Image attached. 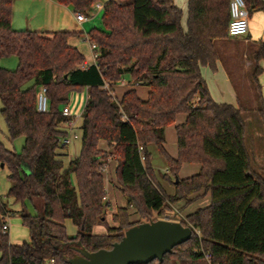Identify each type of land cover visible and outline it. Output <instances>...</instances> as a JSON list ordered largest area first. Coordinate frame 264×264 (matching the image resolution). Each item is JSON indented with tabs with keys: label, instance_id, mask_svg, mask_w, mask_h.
<instances>
[{
	"label": "trees",
	"instance_id": "obj_1",
	"mask_svg": "<svg viewBox=\"0 0 264 264\" xmlns=\"http://www.w3.org/2000/svg\"><path fill=\"white\" fill-rule=\"evenodd\" d=\"M13 1L0 0V58L17 57L14 69L0 67V113L8 139L22 136L24 142L16 152L0 139V164L8 170L6 196L22 206L18 212L30 242L11 243L1 217L0 264H69L76 241L88 251L109 249L127 228L138 224L128 221L129 207L159 219L174 210L176 202H191V196L205 192L209 204L178 219L191 228L190 238L172 247L161 261L145 264H264V175L253 168L245 145L244 108L214 101L200 70H216L213 40L228 36L229 0H188L186 31L173 0H108L102 27L86 33L97 52L87 66L83 54L68 43L70 36L82 32L14 29ZM55 1L89 14L98 0ZM244 2L248 15L264 11L263 0ZM253 60L252 80L258 91L262 69L257 61H264V37ZM124 75L132 83L117 98L108 90L113 92ZM135 84L148 87L145 99L137 95ZM40 86L46 88L45 112L36 107ZM82 89L86 98L81 148L64 169L57 149L66 146L61 144L68 135L63 127L72 116L63 115L62 107L70 92ZM257 98L255 111L264 131V102ZM178 113L186 117L175 124L177 155L172 157L165 149L164 129ZM99 140L113 150L100 149ZM150 145L166 160L164 177L173 179L171 195L155 178ZM112 157L127 202L112 214L117 226L105 220L103 170ZM183 163H196L199 169L178 178ZM35 196L43 206L41 213L32 214L23 207ZM6 210L0 201V216ZM66 218L78 227L74 235L66 232ZM97 224L106 232L93 233Z\"/></svg>",
	"mask_w": 264,
	"mask_h": 264
},
{
	"label": "rangeland",
	"instance_id": "obj_2",
	"mask_svg": "<svg viewBox=\"0 0 264 264\" xmlns=\"http://www.w3.org/2000/svg\"><path fill=\"white\" fill-rule=\"evenodd\" d=\"M108 0H98L96 2V6L92 8V10L88 14V18L81 24V25H71L69 27L70 30L67 31H80L82 32L81 38L78 36H70L68 38V43L72 46H75L84 56V59L93 60V50L91 48V43L88 39H85V34L93 27H102L101 22V15H102V8L98 7V5H105ZM119 1V0H117ZM264 1V0H263ZM12 27L14 29H27V30H36L39 32H52L47 31L48 24L51 21H54L56 18V12L53 11L47 4V0H14L12 4ZM264 13V11H263ZM70 15V14H69ZM68 15V16H69ZM62 18L59 15V20ZM70 26V25H69ZM74 26V28H73ZM51 30V29H50ZM64 30V29H59ZM48 35V34H46ZM245 52V51H244ZM249 60H251L249 58ZM17 64V57L16 56H8L0 58V67L7 68V69H14ZM229 68L232 71V77L235 79H240L241 81L245 80L246 84H249L252 87L253 91L245 93L247 97H243L240 95L238 98L239 104L244 108L243 118L246 123V131H245V145L248 151L251 153L252 145L255 142L264 141V132L263 128L260 124L256 126L258 123L257 112H255V107L258 105L259 100L257 98L256 87L252 80V72L253 67L249 66V68L241 66L239 64L229 65ZM264 76V72H263ZM263 85V81H260ZM130 77L128 75H124L119 82H117L113 86V90L115 96L119 98L121 94L130 86ZM31 84V81L24 84L23 87L28 86ZM134 87L136 88L137 93L140 95L144 86L141 84H135ZM255 91V92H254ZM264 91V85H263ZM86 91L85 89L72 91L67 95V104L71 111L72 119H74V126L72 131L69 133L70 142L65 147H60L57 149V158L60 159L63 163L64 169H66L69 165L70 160L77 157L80 152L81 148V112L85 103ZM147 97L145 95L143 98ZM0 109H1V102H0ZM183 113H179L176 116L175 122L169 124L165 129L167 133L165 134V149L167 153L172 156L176 157L177 155V147L175 142V130L174 124L176 121L181 118ZM75 117V118H74ZM168 129H171V137L168 135ZM63 130L68 131L69 129L67 126L63 127ZM76 134V136H74ZM0 139L5 144V146L11 150L19 152L24 142V138L22 136L17 137L13 141H10L7 137V130L4 119L0 113ZM98 147L100 149L106 150L111 152L113 150V146H109L108 143L104 140H99ZM149 151L151 154L150 157V164L153 168L155 178L165 191L166 194L171 195L174 193V185L171 182L173 180H168L164 177L166 173V160L165 158L160 155L158 150L155 146L150 145ZM173 152V153H172ZM262 155H264L262 153ZM252 160H253V167L256 166V157L255 152L251 153ZM259 166L262 170L258 173L264 175V161L261 159ZM196 165V164H195ZM115 159L110 158L108 161L107 170L103 173V181H104V189H105V199L108 202L106 208V216L105 220L108 225H112V214L116 211L118 207L126 206L127 202L124 195L120 192L118 188V182L116 179L115 174ZM191 166L190 163H183L181 168L177 174L178 178H185L186 176L191 175L192 173H186V169ZM106 167V166H105ZM104 167V168H105ZM198 171V170H197ZM196 171V172H197ZM8 170L6 167L0 166V201L5 203L6 211L3 215L0 216L4 219L7 218L8 223V238L11 243H23V242H30V235L29 230L27 227L22 223L19 210L22 208L20 203H15L12 198L7 197L6 193L10 186V181L7 179ZM73 179V175H72ZM194 196L190 198L194 199ZM209 203V196L202 195L194 199L191 202H186L185 200H180L176 202L173 206L179 211V213H175L174 210H167L162 213L159 218L171 219L178 221L179 218H182L183 214L186 212H190L193 209H198L202 206H205ZM43 202L42 199L38 196H35L32 201L26 200L25 206L23 207L26 211L37 214L42 212ZM157 214H152L150 217H145L136 213L134 208H128V221L129 222H144L148 220H156ZM64 225L66 228V232L68 235H74L78 231V227L72 222L70 218H66L64 220ZM113 225H118L117 222H114ZM106 228L104 225L97 224L93 227V233L99 234L105 232Z\"/></svg>",
	"mask_w": 264,
	"mask_h": 264
},
{
	"label": "crops",
	"instance_id": "obj_3",
	"mask_svg": "<svg viewBox=\"0 0 264 264\" xmlns=\"http://www.w3.org/2000/svg\"><path fill=\"white\" fill-rule=\"evenodd\" d=\"M187 1L188 0H173V3L178 8H180V10L182 12L180 24H181V27L184 31H186V29H187V24H186L187 23ZM47 4L57 14L55 20L51 21V23L48 24V26H46V28H48L47 31H52V30L56 31L59 29L70 30L69 27H71V25H74V26L77 24L81 25L88 18V14H87V17L84 21H78L75 17L76 12H74L70 7H68L66 5H62L58 2H56L55 0H47ZM59 15L62 16V18L60 20H59ZM12 17H13V15L11 16V25H12V19H13ZM74 26H73V28H74ZM78 37L81 38V35ZM263 37H264V13H263V11L258 10V11H254L250 15H248V29H247V32L245 34H242L239 36H229L228 35L226 37L216 38L213 40V45L217 51L216 70L212 71L207 66H201L200 70H201V74H202V76H203V78L207 84L210 96L212 97V99L214 101L225 102V103H229V104H232L234 106H237L239 103L238 98L240 97V95L243 97H247L245 95V93H247V92L249 93V92L253 91L252 87H250L249 84L245 83V80L244 81L243 80L241 81L240 79L239 80L235 79V81L232 80L233 79L232 77H234V76L232 75V71L229 68V65L239 64V65L244 66L246 68L247 67L249 68V66H252L254 68L253 56H254V53L257 51L259 43L263 39ZM85 39H88L87 34H85ZM249 58L251 60H249ZM92 62H93V60L84 59V63L91 64ZM257 64H258V66L261 67L262 71L257 76V80H258V84H259V90L258 91L256 90V93H258L256 95H257V97L259 95L264 102V91H263V85L264 84L262 85L260 82V81H263V83H264V76H263L264 61L259 60V61H257ZM142 86H144V88H145V89H143L144 91H142L140 93V95L137 93V91H136V93L140 98L145 99L146 97L145 98H143V97L148 94V87L145 85H142ZM113 94L115 95L114 90H113ZM65 104H67V103H65ZM243 113H244V111H243ZM185 117H186V114L183 113L182 117L176 121V124L184 121ZM257 117H258V114H257ZM81 120H82V118H81ZM257 122L258 123L256 124V126H258L260 124L259 117H258ZM73 126H74V119H72V125L68 128L69 129V132L67 131L68 134L72 131ZM166 128H167V126L165 127V129ZM165 129H164V137H165V134L167 133V131ZM174 130H175V124H174ZM245 131H246V123H245ZM168 135H169V137H171V129H168ZM74 136H76V134ZM175 142H176V134H175ZM252 147H254V148L252 149L251 153L254 151L255 157H256L255 158L256 159V166H254L253 168L257 172H259L260 170H262L259 167V166H261L259 161L261 159L264 161V155H262V153L264 154V141L255 142L252 145ZM115 164H116V160H115ZM190 164H191V166L186 169V173L195 174L196 171L199 169V165L196 163H190ZM107 167H108V163H107L106 167L104 168L103 173L107 170ZM186 177H188V176H186ZM72 180L74 182V177ZM202 195L209 196V192L199 193L198 195H195L194 199L201 197ZM209 202H210V196H209ZM202 207H204V206H202ZM174 210L177 213L181 214L180 213L181 211H179L175 207H174ZM195 210L196 209H193L190 212H193ZM190 212H188V213H190ZM188 213L186 212L182 216L184 217ZM112 225H113V223H112ZM105 232H106V230H105ZM105 232H103V233H105ZM103 233H99V234H103Z\"/></svg>",
	"mask_w": 264,
	"mask_h": 264
},
{
	"label": "water",
	"instance_id": "obj_4",
	"mask_svg": "<svg viewBox=\"0 0 264 264\" xmlns=\"http://www.w3.org/2000/svg\"><path fill=\"white\" fill-rule=\"evenodd\" d=\"M0 166H3L0 164ZM177 181V177H175ZM191 228L179 221L159 218L134 224L109 249L88 251L80 241L72 246L76 253L69 264H145L153 259L162 260L172 247L191 236Z\"/></svg>",
	"mask_w": 264,
	"mask_h": 264
},
{
	"label": "built area",
	"instance_id": "obj_5",
	"mask_svg": "<svg viewBox=\"0 0 264 264\" xmlns=\"http://www.w3.org/2000/svg\"><path fill=\"white\" fill-rule=\"evenodd\" d=\"M96 6V3H94L93 7ZM104 5H98V7L103 9ZM229 14L230 18L227 24V34L229 36H239L242 34H245L248 29V11L245 6L244 0H229ZM75 17L78 21H84L87 17V14L83 12H76ZM91 48L93 50V61L95 57L97 56V52L95 51V44L91 43ZM87 63L83 62V66H87ZM104 89H109V85L107 83H104L103 85ZM111 95H113V92L108 90ZM36 107L39 112H45L47 110V98H46V88L44 86H40L37 91L36 95ZM62 114L66 116H71L70 108L67 104H65L62 107ZM72 125V119L69 120L66 124V126L69 128ZM70 142L69 134L64 137L61 140L62 145H68ZM2 231L8 230V223L7 218L4 219V216L2 217ZM53 260H50L49 263L51 264Z\"/></svg>",
	"mask_w": 264,
	"mask_h": 264
}]
</instances>
